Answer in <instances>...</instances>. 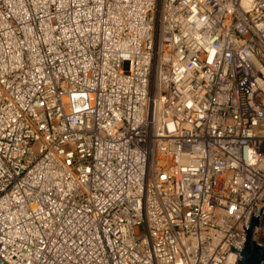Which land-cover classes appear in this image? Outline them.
<instances>
[{
    "label": "built area",
    "instance_id": "obj_1",
    "mask_svg": "<svg viewBox=\"0 0 264 264\" xmlns=\"http://www.w3.org/2000/svg\"><path fill=\"white\" fill-rule=\"evenodd\" d=\"M260 209L264 0H0V264H236Z\"/></svg>",
    "mask_w": 264,
    "mask_h": 264
},
{
    "label": "water",
    "instance_id": "obj_2",
    "mask_svg": "<svg viewBox=\"0 0 264 264\" xmlns=\"http://www.w3.org/2000/svg\"><path fill=\"white\" fill-rule=\"evenodd\" d=\"M261 209L258 216L251 215L247 230L243 227L246 237L241 252L231 248V251L239 253L236 264H264V245L254 242Z\"/></svg>",
    "mask_w": 264,
    "mask_h": 264
}]
</instances>
